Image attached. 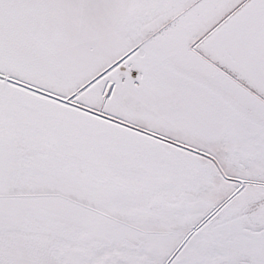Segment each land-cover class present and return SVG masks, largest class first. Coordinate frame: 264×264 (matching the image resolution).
Returning <instances> with one entry per match:
<instances>
[{"label":"snow or ice","instance_id":"6c2138e0","mask_svg":"<svg viewBox=\"0 0 264 264\" xmlns=\"http://www.w3.org/2000/svg\"><path fill=\"white\" fill-rule=\"evenodd\" d=\"M0 264H264V0H0Z\"/></svg>","mask_w":264,"mask_h":264}]
</instances>
